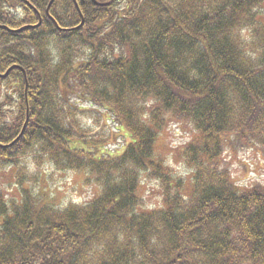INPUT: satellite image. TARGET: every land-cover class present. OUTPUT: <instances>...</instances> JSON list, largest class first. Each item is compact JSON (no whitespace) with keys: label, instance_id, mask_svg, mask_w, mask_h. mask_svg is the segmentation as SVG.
I'll use <instances>...</instances> for the list:
<instances>
[{"label":"trees","instance_id":"trees-1","mask_svg":"<svg viewBox=\"0 0 264 264\" xmlns=\"http://www.w3.org/2000/svg\"><path fill=\"white\" fill-rule=\"evenodd\" d=\"M171 124L193 132L187 188L155 155ZM247 150L264 162V0H0V170L18 187L0 191V264H264V182L224 160ZM43 165L95 194L55 203Z\"/></svg>","mask_w":264,"mask_h":264},{"label":"rangeland","instance_id":"rangeland-1","mask_svg":"<svg viewBox=\"0 0 264 264\" xmlns=\"http://www.w3.org/2000/svg\"><path fill=\"white\" fill-rule=\"evenodd\" d=\"M108 124L114 130L112 123ZM192 135L193 132L188 127L171 124L159 135L155 146V155L172 170L176 177L184 178L185 188L191 182V173L181 159V150ZM224 156L233 181L238 185L249 186L253 183L264 182V162L257 157L254 150L239 153L236 159L232 158L230 154ZM24 163L29 172L35 171L36 167L31 160L25 159ZM40 171L35 187L49 194L55 203L62 205L68 202L82 203L88 201L95 194L96 187L84 183L85 177L81 172L53 171L47 165H43ZM0 191L7 196L18 194L13 168L7 167L0 170ZM141 192L145 208L152 209L162 204L161 189L157 181L143 180Z\"/></svg>","mask_w":264,"mask_h":264}]
</instances>
